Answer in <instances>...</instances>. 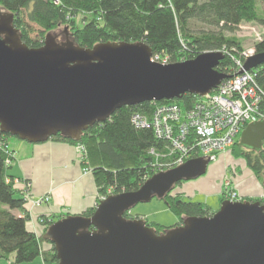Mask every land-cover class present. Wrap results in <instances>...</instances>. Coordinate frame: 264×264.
Instances as JSON below:
<instances>
[{
  "label": "water",
  "instance_id": "1",
  "mask_svg": "<svg viewBox=\"0 0 264 264\" xmlns=\"http://www.w3.org/2000/svg\"><path fill=\"white\" fill-rule=\"evenodd\" d=\"M13 20V13L0 12V131L28 143L56 134L79 141L83 130L120 107L204 95L229 77L217 69L222 50L163 64L151 60L145 42L100 41L87 48L51 32L41 47H29ZM262 64L264 52L254 53L239 73ZM239 135L241 146L262 149L264 120L247 123ZM209 162L192 157L160 170L137 190L108 194L90 216L57 218L44 238L60 264H264L260 200H223L212 215L187 217L163 234L143 218L124 216L135 204L162 199L176 183L204 175Z\"/></svg>",
  "mask_w": 264,
  "mask_h": 264
},
{
  "label": "trees",
  "instance_id": "2",
  "mask_svg": "<svg viewBox=\"0 0 264 264\" xmlns=\"http://www.w3.org/2000/svg\"><path fill=\"white\" fill-rule=\"evenodd\" d=\"M261 2L264 0H0V12L14 14V26L29 47H41L45 33L50 30L62 29L65 35L67 29L66 35L76 45L90 48L100 41L145 42L153 55L167 56L169 62L186 60L204 51L222 50L224 57L217 69L232 77L238 72L236 60L242 58L244 48L238 38L226 32L242 22L264 20L258 4ZM197 21L208 29H192ZM34 25L40 31L32 37ZM254 48L256 53L264 52V38ZM254 69L262 91L259 110L264 117V64ZM196 98L197 95L184 93L181 98L168 101L188 109ZM153 104L146 101L120 107L104 122L83 130L79 141L63 134L51 137L85 146L86 160L82 164L91 168L98 195H106L108 189L112 194L137 190L146 180L152 159L148 148L159 150L164 142L154 136L151 128H134L130 117L136 111L150 116ZM7 135L0 131V138L6 139ZM232 152L235 157L245 159L264 188V148L253 151L236 140ZM8 158L6 146H0V264H27L39 256L42 264H60L54 245L44 238L58 217H41L47 224L42 234L29 229L27 200L14 186L15 178L9 172V164L6 165ZM218 199L220 203L223 201ZM159 200L179 221L174 226H161L144 219L158 234L180 225L187 217L212 215L217 209L178 194L168 193ZM253 200L264 202L261 197ZM95 210L96 207L89 208L81 215L90 216ZM44 242L49 246L43 248Z\"/></svg>",
  "mask_w": 264,
  "mask_h": 264
},
{
  "label": "built area",
  "instance_id": "3",
  "mask_svg": "<svg viewBox=\"0 0 264 264\" xmlns=\"http://www.w3.org/2000/svg\"><path fill=\"white\" fill-rule=\"evenodd\" d=\"M254 53V47L243 50L242 60H236L238 72L223 79L222 83L210 92L197 95L190 108L183 109L174 102L157 101L152 106L150 116L138 111L131 115L134 128H151L154 136L164 142V146L159 150L148 148L152 159L145 179L160 170L179 166L192 157L208 158L212 161L219 155H225L227 151L230 152L235 141L239 140V134L247 123L264 120L259 110L262 91L255 80V69L239 73L245 58ZM151 60L163 64L170 63L167 56L161 57L158 54L152 55ZM77 146L79 162L82 164L86 160L85 146ZM7 152L10 158L6 160V165L15 157V153ZM90 172L91 168L84 165L82 173ZM27 186L26 182L22 188L25 199L28 197L25 190ZM107 194H111V189L107 190ZM107 194L99 195L100 199L106 198ZM172 194L176 195L173 191ZM221 197L224 200L238 201L243 200L245 196L236 188L233 179L228 177ZM261 198L264 199V195H261ZM48 200V195H42L35 203Z\"/></svg>",
  "mask_w": 264,
  "mask_h": 264
},
{
  "label": "crops",
  "instance_id": "4",
  "mask_svg": "<svg viewBox=\"0 0 264 264\" xmlns=\"http://www.w3.org/2000/svg\"><path fill=\"white\" fill-rule=\"evenodd\" d=\"M7 144L15 153L14 160L9 164V172L15 178V188L22 190L24 183L28 184L25 189L28 194L25 206L29 212L27 226L30 230L37 234L43 233L45 225L41 224L39 220L43 216L48 219L56 216L62 218L66 215L82 214L87 209L96 207L100 200L97 185H95L91 173H82L83 165L79 162L76 144L52 137L36 143H28L24 140L13 141L7 138ZM242 159L245 163V159ZM233 167L230 168L231 178L243 196L259 198L264 195V188L257 180L254 186L241 187L238 184L239 178H237L241 168L237 165H233ZM250 171L252 172V170ZM248 176L255 177L253 172ZM221 192L222 190L217 192V198H221ZM174 193L191 200H194V196H200L202 202H207L209 197L196 191L194 194H190L175 190ZM42 195H48L49 200L35 203L37 198ZM207 203L209 204V202ZM48 246L47 242L42 245L43 248ZM39 258L41 261L40 256Z\"/></svg>",
  "mask_w": 264,
  "mask_h": 264
},
{
  "label": "rangeland",
  "instance_id": "5",
  "mask_svg": "<svg viewBox=\"0 0 264 264\" xmlns=\"http://www.w3.org/2000/svg\"><path fill=\"white\" fill-rule=\"evenodd\" d=\"M258 4L261 10V15L264 18V2ZM33 28L34 31L31 33V36L35 37L39 34L40 28L37 25H34ZM192 29L207 30L208 26L203 22L197 21L193 22ZM48 32H51L55 35L57 34L58 40L60 41H63L66 37V35L62 33V29L50 30ZM226 34H231L235 38H238L241 42V47L244 48L243 50L253 48L255 43L261 42L264 38V20L242 22L237 28L227 31ZM7 137L13 141H22V139H20L19 137L17 138L13 135H7ZM0 146H6L7 151L14 153L12 148L7 144V138H0ZM262 147L264 148V139L262 141ZM242 158L239 156L235 157L231 147L230 152H227L225 155H219L214 160L209 162L204 175L193 178V180H182V182L176 183L169 193L171 194L172 191L174 192L175 190H177L179 192H189L190 194H194L196 191L198 193H201L202 195H208L209 197L207 199V202H209L212 209L215 210L219 205V199L217 198L216 194H218L217 192H220L222 190L226 182V178L232 176L230 168H234L233 165H237L239 168H241L240 172H238L237 175V178H239L238 184L241 187L248 188L254 186L256 180L260 183V180H258L256 177H247V175L252 172L250 171L251 169L249 170L250 167L245 165L246 162L244 163V160ZM13 160L14 158L11 160V162ZM20 191L22 192L23 190ZM24 193L22 194L24 195ZM194 200L201 201L202 197L194 196ZM124 216L127 218H143L148 222H152L153 220L155 221V223H158L161 226H174V224L179 221L178 217L175 214L171 213V211L166 207L163 201L159 200L156 197L152 198L149 202H140L135 204V206L131 207ZM39 220L41 224L47 225L43 222L44 220ZM9 261L10 259L7 262ZM27 264H41V261L39 257H36L33 261L28 262Z\"/></svg>",
  "mask_w": 264,
  "mask_h": 264
},
{
  "label": "bare ground",
  "instance_id": "6",
  "mask_svg": "<svg viewBox=\"0 0 264 264\" xmlns=\"http://www.w3.org/2000/svg\"><path fill=\"white\" fill-rule=\"evenodd\" d=\"M112 194V193H111ZM108 195V194H107Z\"/></svg>",
  "mask_w": 264,
  "mask_h": 264
},
{
  "label": "flooded vegetation",
  "instance_id": "7",
  "mask_svg": "<svg viewBox=\"0 0 264 264\" xmlns=\"http://www.w3.org/2000/svg\"><path fill=\"white\" fill-rule=\"evenodd\" d=\"M253 199H254V198H253ZM253 199H252V200H253Z\"/></svg>",
  "mask_w": 264,
  "mask_h": 264
}]
</instances>
